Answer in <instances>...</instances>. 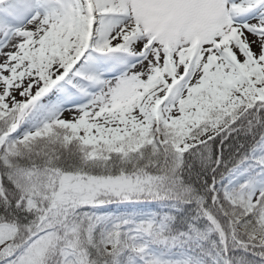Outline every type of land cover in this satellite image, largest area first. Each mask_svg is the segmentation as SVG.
I'll return each mask as SVG.
<instances>
[{"label": "snow or ice", "instance_id": "snow-or-ice-1", "mask_svg": "<svg viewBox=\"0 0 264 264\" xmlns=\"http://www.w3.org/2000/svg\"><path fill=\"white\" fill-rule=\"evenodd\" d=\"M0 264H264V0H0Z\"/></svg>", "mask_w": 264, "mask_h": 264}]
</instances>
